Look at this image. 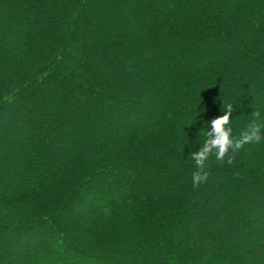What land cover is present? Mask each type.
Here are the masks:
<instances>
[{"label":"trees","instance_id":"trees-1","mask_svg":"<svg viewBox=\"0 0 264 264\" xmlns=\"http://www.w3.org/2000/svg\"><path fill=\"white\" fill-rule=\"evenodd\" d=\"M264 0H0V264H264ZM182 130V131H181Z\"/></svg>","mask_w":264,"mask_h":264},{"label":"clouds","instance_id":"clouds-1","mask_svg":"<svg viewBox=\"0 0 264 264\" xmlns=\"http://www.w3.org/2000/svg\"><path fill=\"white\" fill-rule=\"evenodd\" d=\"M233 103H224L222 115L213 118L204 131V140L198 151L191 152L189 157L194 162L192 186L198 188L208 182L211 175L209 161L214 158L221 166L232 165L236 155L246 146L264 142V112L254 109L251 120L246 127L234 133L232 116ZM182 131V130H181Z\"/></svg>","mask_w":264,"mask_h":264}]
</instances>
